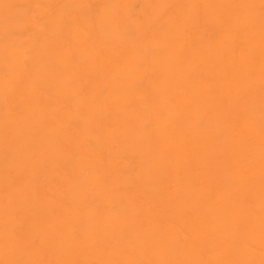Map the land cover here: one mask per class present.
<instances>
[{
  "label": "bare ground",
  "instance_id": "bare-ground-1",
  "mask_svg": "<svg viewBox=\"0 0 264 264\" xmlns=\"http://www.w3.org/2000/svg\"><path fill=\"white\" fill-rule=\"evenodd\" d=\"M0 264H264V0H0Z\"/></svg>",
  "mask_w": 264,
  "mask_h": 264
}]
</instances>
